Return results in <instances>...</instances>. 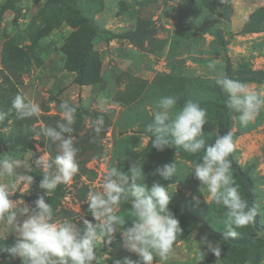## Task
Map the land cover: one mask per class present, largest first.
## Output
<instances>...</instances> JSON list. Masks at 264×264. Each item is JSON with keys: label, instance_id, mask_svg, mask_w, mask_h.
<instances>
[{"label": "rangeland", "instance_id": "obj_1", "mask_svg": "<svg viewBox=\"0 0 264 264\" xmlns=\"http://www.w3.org/2000/svg\"><path fill=\"white\" fill-rule=\"evenodd\" d=\"M63 8L70 11L43 34L46 20ZM76 9L86 12L93 23L84 24ZM87 40L92 50L86 81L80 83L79 47ZM228 68L233 79L264 94V0H79L71 5L70 0H0V110L8 111L18 93L40 108L38 115L24 120L12 110L0 121V154L8 152L19 159L29 153L38 158L44 151L57 155L55 145L37 133L62 119L58 106L68 100L77 106L74 135L80 149L79 171L70 183L58 185L46 196L57 218L81 226L80 216L93 220L87 211L88 192L99 190L109 167L127 171L138 160L147 185H170L169 208L182 229L170 257H156L153 264H264V109L246 127L231 112L235 158L253 178L262 229L254 228V222L237 229V238L253 235L255 239L247 246L226 247L219 257L204 247L202 261L195 253L198 241L207 235L221 244L225 219V209L209 199L206 189L200 191L202 185L191 174L202 153L188 154L173 144L158 151L145 132L159 98L175 96L173 111H179L187 99L206 109L203 150L214 144L215 134H220L219 104L226 100L214 76ZM100 94L108 97L105 111L98 104ZM101 115L105 125L97 136L88 121ZM166 163H175L172 181L154 174ZM17 171L34 179L29 190L18 186L11 199L32 205L46 195L47 190L39 188L41 169L33 165L31 172L22 167ZM233 174L244 198V182ZM3 182L6 178H0ZM119 213L129 218L130 205L123 203ZM194 217L205 218L208 227ZM130 226L129 220L125 227ZM4 235L0 234V243H15L14 232L5 241ZM95 251L93 264H115L126 256L138 259L123 249L119 230L111 242L101 239ZM0 264L21 261L0 253Z\"/></svg>", "mask_w": 264, "mask_h": 264}, {"label": "clouds", "instance_id": "obj_2", "mask_svg": "<svg viewBox=\"0 0 264 264\" xmlns=\"http://www.w3.org/2000/svg\"><path fill=\"white\" fill-rule=\"evenodd\" d=\"M214 83L226 94L225 106L238 114L241 126H248L264 109V94L230 78L226 72L216 71ZM108 102L104 94L98 96L101 111L106 110ZM176 105L175 96H162L156 102L152 120L145 129L151 147L163 151L173 144L188 154L202 153L191 174L202 185L200 191L206 189L209 199L225 209V237L236 238L239 235L237 229L253 224L258 210L256 206L249 207L233 174L229 159L234 150L233 135L231 131L223 135L217 132L214 144L203 150L205 137L202 130L208 121L206 109L192 99L185 100L179 111H173ZM58 107L62 119L55 126H46L37 133L55 145L57 155L51 157L44 151L38 158L29 153L19 159L8 152L0 154V178H6V182L0 183V234L6 233L4 241L9 232L16 235L13 245L0 243V253L19 258L21 264H93L98 242L101 239L111 242L119 230L123 249L134 253L138 259L126 256L115 264H153L156 257L167 260L182 229L169 208L172 199L170 185H147L142 161L131 162L127 171L118 166L109 167L99 190L88 192L87 211L95 223L83 216L79 217L82 226L69 218H57L51 203L46 202V196L58 185L72 181L79 171L77 157L80 151L74 135L77 106L63 100ZM12 110L19 120L40 112L38 104L19 93L12 99L8 111L0 110V121L5 120ZM104 125L102 115L88 121V127L97 136L104 130ZM33 165L42 170L39 188L47 190L46 195L38 196L32 205L11 199L18 186L23 185L29 190L34 179L17 169L22 167L31 172ZM154 174L172 181L176 174L175 163L156 167ZM193 200L199 203L198 197L194 196ZM123 203L130 205L131 216L127 219L119 213ZM129 220L131 226L125 227ZM198 243L195 253L200 261L205 256L204 247L216 257L221 255L220 242L207 235Z\"/></svg>", "mask_w": 264, "mask_h": 264}, {"label": "trees", "instance_id": "obj_3", "mask_svg": "<svg viewBox=\"0 0 264 264\" xmlns=\"http://www.w3.org/2000/svg\"><path fill=\"white\" fill-rule=\"evenodd\" d=\"M73 3L77 4L79 0H72ZM70 0V5L72 3ZM69 9H61L59 12L54 14L51 18H48L46 20V25L42 29L43 34L49 33L54 27H56L60 20L64 18L65 14ZM77 17L84 23L89 24L93 23V20L90 19L86 12L81 11L80 9H76ZM181 39L177 37V42L179 43ZM80 50H82V57L79 61L77 71H78V81L80 83H84L86 80L84 79V74H86V67L88 64L89 56L92 50V42L90 40H87L84 44H82L79 47ZM227 74L230 78H232V71L231 69H227ZM227 99V96H226ZM219 110H220V134L223 135L228 131H231L232 126V115L231 112L226 108L225 103L219 104ZM232 133V132H231ZM233 140H234V134ZM229 159L232 161L233 171L242 179L244 182V198L248 200L249 207H255L254 205V199L255 194L253 192V178L249 174V172L244 169L236 160L235 158V150L230 154ZM194 219L198 220L200 223H202L205 227H208V223L205 220V218H199L194 217ZM254 228L260 230L262 229L261 225L257 221V216L254 219ZM255 237L253 235H247L245 237H239V238H232V237H225V235H221V251L226 247H238V246H247L250 244Z\"/></svg>", "mask_w": 264, "mask_h": 264}]
</instances>
